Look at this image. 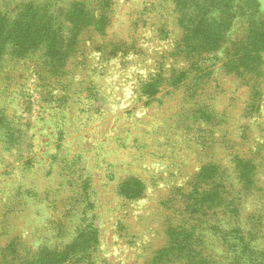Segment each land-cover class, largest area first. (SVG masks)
Wrapping results in <instances>:
<instances>
[{"label": "rangeland", "instance_id": "374dc122", "mask_svg": "<svg viewBox=\"0 0 264 264\" xmlns=\"http://www.w3.org/2000/svg\"><path fill=\"white\" fill-rule=\"evenodd\" d=\"M28 7L40 19L52 16L46 29L65 56L3 54L0 264H43L47 253L80 248L76 236L87 225L97 234L91 261L64 264H148L167 242L166 227L181 221L190 177L229 153L227 139L240 125L264 120V100L244 116L253 85L264 99V66L260 76L231 69L250 37L264 48V0H0V13ZM73 10L98 21L72 29ZM169 77L181 83L172 88ZM151 78H159L158 92L148 97ZM132 175L143 193L129 200L120 186ZM240 196L235 218L187 222L199 228L190 264H248L256 256L264 264V181ZM230 227L251 238L238 263L220 239Z\"/></svg>", "mask_w": 264, "mask_h": 264}, {"label": "trees", "instance_id": "16d2710c", "mask_svg": "<svg viewBox=\"0 0 264 264\" xmlns=\"http://www.w3.org/2000/svg\"><path fill=\"white\" fill-rule=\"evenodd\" d=\"M10 12L0 13V71L7 63L3 58L6 51H10L11 57L16 59L29 58L27 57L29 55L37 57L40 50H44L45 57L46 54L52 56L60 54L57 59L65 56L61 45L55 46L58 41L62 42V40H58V34L46 29L51 24L52 19V16L46 11H44L41 19L37 14H34L30 7L26 11L18 9L14 15ZM71 12L68 19L73 23L70 26L72 29L75 28V22L82 19L87 22L98 21L94 15L84 10L80 14L74 10ZM46 39L47 44L44 42ZM183 39L185 40L184 37L178 40L174 53L181 55L186 52L187 45H185ZM206 44L207 42L200 43L196 48H206ZM235 51L231 69L235 70L236 75L241 76L245 73L250 74L249 76H260L262 74L264 66L263 39L256 41L250 37L245 46L238 47ZM181 78L176 77L173 79V77H169L167 84L172 88H176L181 83ZM158 82L159 78L148 80L144 86V94L148 97L155 95L158 92ZM192 86L196 88L193 93L198 95L200 87H197L199 86L197 82L195 81ZM261 94L258 84L250 88L251 104H249V110L244 115L245 117L250 118L260 108L264 100ZM200 114L204 118L206 112L201 110ZM243 126L245 128L241 131L240 129ZM242 127L241 125L238 127L239 132L235 139H227V134L222 135L230 143L229 153L219 157L216 161L203 162L193 177H190L189 190L186 188L187 192L181 193L183 208L181 210L183 214L181 221L166 227L167 242L149 257L148 264H175L176 262L190 264L189 250L194 244L193 237H195V233L199 231V228L197 227L198 221H195L193 225L187 222L190 219H202L204 217H207L208 220L218 221L220 217L224 218L228 213L235 218L234 216L239 212V199L243 196L238 198V191L251 193L264 181L263 177H260V175L264 176V168H262V160H264V156H262L264 154V120L257 121V118H253L252 122H247ZM226 131L229 134V129H226ZM179 138L181 141L185 139L180 134ZM226 156H229L231 160H224ZM178 189L182 190V187ZM120 193L129 200L140 197L143 193L142 180L134 175L126 178L120 186ZM87 226L80 229L76 236L78 239H82L80 248L70 244L62 251L47 253V256L41 257L43 264H64L68 263L71 258L90 262L93 247L96 245L97 234L94 228H87ZM215 230L218 231L217 228ZM220 239L224 242L228 256L232 257L235 263L239 261L238 256L249 251L251 238L238 227L227 228L222 236L220 235ZM243 259H249V255L243 257ZM248 264H262V260H258L256 256L251 258Z\"/></svg>", "mask_w": 264, "mask_h": 264}]
</instances>
